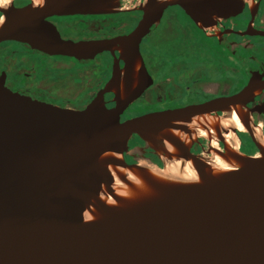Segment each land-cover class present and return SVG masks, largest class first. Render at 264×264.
I'll use <instances>...</instances> for the list:
<instances>
[{"label": "water", "instance_id": "water-1", "mask_svg": "<svg viewBox=\"0 0 264 264\" xmlns=\"http://www.w3.org/2000/svg\"><path fill=\"white\" fill-rule=\"evenodd\" d=\"M115 1L41 0L0 8V42L75 58L115 48L125 63L127 87L113 107L105 105L103 94L120 81L115 62L107 86L84 108L73 109L12 91L0 78V264H264L259 143L251 156L227 147L217 151L235 165L223 172L186 157L198 178L192 183L160 179L123 159L133 135L178 147L175 132L222 111H234L252 133L239 108L264 86L257 74L233 95L120 121L150 82L138 43L164 7L178 5L202 23L238 13L241 1L147 0L143 19L129 35L105 40H64L46 20L113 10ZM136 76L146 81L129 86Z\"/></svg>", "mask_w": 264, "mask_h": 264}, {"label": "flooded vegetation", "instance_id": "flooded-vegetation-1", "mask_svg": "<svg viewBox=\"0 0 264 264\" xmlns=\"http://www.w3.org/2000/svg\"><path fill=\"white\" fill-rule=\"evenodd\" d=\"M240 1L242 6L238 13L220 16L202 23L195 21L178 5L164 7L158 19L148 27L138 43L140 57L150 82H145L146 78L143 76H136L128 83L132 87L142 82L146 84L144 83L142 92L120 114V121L150 112L181 108L233 95L241 90L252 74H257L264 80V59L257 55L259 51H264V35L257 33L264 32V0ZM9 3L13 7H21L29 3L33 4V1L11 0ZM146 3L147 0H116L113 10L52 15L46 20L55 26L64 40L76 42L112 39L127 36L137 27L145 15ZM125 13L123 27L117 28L114 16ZM172 21H175L177 25H171ZM153 34L156 35L154 48L159 53L157 56H150L146 52L149 39ZM171 44L177 47L174 52L169 50ZM243 50L249 53L252 51V54L242 57ZM225 52H228L226 60L223 55ZM0 53L3 60L15 59L14 63L9 64L11 69L4 65L0 68V78L9 89L36 99H39L38 96L41 94L43 99L39 100L61 107L84 108L111 81L115 62L118 68L122 69L120 81L117 89H111L103 94L105 105L108 108L113 107L116 94H125L124 90L127 88L123 80L125 63L120 58L119 50L115 48L97 53L92 58H75L47 54L21 42L5 40L0 42ZM34 53L47 59L62 61L71 59L78 63L71 78L74 79L76 86L74 90L79 89L74 94L81 93L84 95L83 99H86L83 105L74 103L72 100L73 105H68L62 98L52 97L44 89L30 87L27 86L28 84L24 86L23 83L19 86L13 84V80L10 79L23 78V81L35 79L30 78L31 70L35 66V61L31 58V54ZM246 63L248 68L241 74V67ZM65 65L67 64H54L52 68L64 70ZM68 71L72 72L71 69ZM40 72L41 76L38 79L43 77V72L50 74L44 66ZM58 75L61 74L51 76L58 78ZM139 101L144 103L145 109L136 108L139 106L137 104ZM239 110L243 119H248L251 132L254 126L260 132L262 139L246 129L245 131L233 129V132L227 130L224 137L229 143L234 139L237 140L236 149L251 156L258 152L256 142L264 148V86L255 94L253 100L241 105ZM232 112L222 111L213 114L211 116L214 121L213 129L191 124L185 133L175 132L176 138L180 141L178 147L170 146L158 139L151 143L149 140L133 135L128 142L127 151L123 153V159L129 165H139L149 169L163 167L165 160H186L188 156L208 161L214 150L211 145L213 136L216 137L217 151H225L224 140L221 141L218 138L219 134L223 138L224 131L215 122L219 116L225 121H235V116L233 119L229 117L233 114ZM198 128L206 130L209 135L198 136Z\"/></svg>", "mask_w": 264, "mask_h": 264}, {"label": "rangeland", "instance_id": "rangeland-1", "mask_svg": "<svg viewBox=\"0 0 264 264\" xmlns=\"http://www.w3.org/2000/svg\"><path fill=\"white\" fill-rule=\"evenodd\" d=\"M125 14H118L116 16H114V20L116 21V25L117 28H122L123 27V22L125 21ZM119 20V21H118ZM176 24L175 21L171 22V25ZM177 25V24H176ZM155 39H156V35H152L149 39L148 45L146 47V52L148 53V55L150 56H157L159 53L158 51L155 50L154 48V43H155ZM176 46L172 45L170 46V52H174L176 50ZM24 49V48H22ZM2 53H0V68L3 67L2 65L6 66V68L11 69V66L9 64H12L15 62V59H9V60H3ZM228 52H225L224 58L226 60ZM252 54V51L249 53L246 50L242 51V57H246L247 55ZM260 54V55H259ZM259 54H257L260 58L264 59V51H259ZM31 58L35 61V66L32 68L31 70V75L30 78L34 77L35 79L32 80H24L23 78L18 79H9L13 80V84L15 86H19L20 84H24V86H26V84H28L27 86H32V87H36V88H41L44 89L45 91H47L49 93L50 96L55 97V98H62L64 100L65 103H67L68 105H73L71 103V100L77 104H81L82 105L85 103L86 99L84 97L83 94L78 93V94H74L76 93L77 89L74 90L75 83L73 82L74 79H72V73H74L76 67L78 66V63H75L73 60L71 59H64V61L60 60V59H47L43 56H39L37 53L31 54ZM67 64L65 65V69L61 70V69H56V68H52L54 64ZM244 64V63H243ZM47 69L49 71V73L51 75H57V74H61L58 75L57 77H52L50 74H48L47 72H43V77L38 79L39 76H41V69L43 68ZM248 68V63H246V65H242L241 67V74L243 73V71H245ZM69 69L72 70L68 71ZM244 76H245V72H244ZM12 78V77H11ZM14 78V77H13ZM246 78V77H245ZM29 79V78H28ZM29 81V82H28ZM74 97V99H73ZM139 106L136 107L139 110H143L144 108V103H142V101H139L137 103ZM213 129V128H212ZM204 137H206V133H203ZM235 140V139H234ZM237 142L238 145V141L235 140ZM211 145L214 147L217 145L216 142V138H212L211 141ZM157 168V167H154Z\"/></svg>", "mask_w": 264, "mask_h": 264}, {"label": "bare ground", "instance_id": "bare-ground-1", "mask_svg": "<svg viewBox=\"0 0 264 264\" xmlns=\"http://www.w3.org/2000/svg\"><path fill=\"white\" fill-rule=\"evenodd\" d=\"M10 1L11 0H0V8L6 7ZM32 1L34 5H38L40 3V0H32ZM2 20H3V16L0 17V23L2 22ZM232 113L233 114H231L229 117L233 119L235 116L236 118L235 121H225L223 117L219 116L215 123L224 131L223 140H224V143L227 149L229 151L235 152L237 150L236 149L237 142L235 140L231 141V143L227 142L226 138L224 137L225 132L227 130L233 132V129L245 131V127L240 122V119L238 118L237 114L235 112H232ZM213 122L214 121L212 117H207V118L201 119L196 122L194 121L193 124L200 125L201 127L208 126L209 128L212 129ZM197 133H198V136L200 137L202 136L204 137L203 133H206L207 136L209 135L207 131L202 128H198ZM252 133L262 139L261 135L259 134L260 132H258V130L254 126L252 127ZM212 138H216V137L213 136ZM216 147L217 146H214V150L212 151L211 156L209 157V160L207 161L209 164L210 170L213 172H223V171L234 169L235 168L234 162L233 161L228 162L222 159L218 155ZM150 171L154 176L160 179H164V180L178 181V182H183V183H192L198 180L197 175L192 165L190 164L189 161L185 159L165 160L163 167L161 168L153 167ZM129 177L130 179L134 180V177L132 175H130ZM115 182L117 184H121L120 180L117 178H115Z\"/></svg>", "mask_w": 264, "mask_h": 264}, {"label": "trees", "instance_id": "trees-1", "mask_svg": "<svg viewBox=\"0 0 264 264\" xmlns=\"http://www.w3.org/2000/svg\"><path fill=\"white\" fill-rule=\"evenodd\" d=\"M38 98L39 99H43V96L41 94H39Z\"/></svg>", "mask_w": 264, "mask_h": 264}]
</instances>
